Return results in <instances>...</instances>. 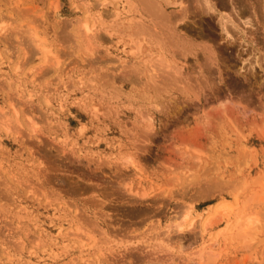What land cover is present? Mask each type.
Segmentation results:
<instances>
[{
	"label": "rangeland",
	"instance_id": "1",
	"mask_svg": "<svg viewBox=\"0 0 264 264\" xmlns=\"http://www.w3.org/2000/svg\"><path fill=\"white\" fill-rule=\"evenodd\" d=\"M158 1L0 0V264H264V0Z\"/></svg>",
	"mask_w": 264,
	"mask_h": 264
},
{
	"label": "bare ground",
	"instance_id": "2",
	"mask_svg": "<svg viewBox=\"0 0 264 264\" xmlns=\"http://www.w3.org/2000/svg\"><path fill=\"white\" fill-rule=\"evenodd\" d=\"M164 1V0H163ZM170 1V0H169ZM173 2L171 3V4H176L177 2V0L175 1V0H172ZM181 2H182V0H181ZM181 2H179V4H180V6L179 7H183V5H181ZM146 3H149V9H150V11H152V12H154L155 14H157V12H161V13H159L158 14V16H157V18H156V21H157V24L159 25V26H161L163 29H164V31H165V29H166V33L171 37V38H174V34H173V28H174V26H172V24L174 23L173 21H176V20H174L173 19V21H172V18H173V16H172V18H171V16H170V14L172 13V12H169L168 13V15H167V13H165L164 14V12L166 11V6H164V4L163 3H161L160 1H158V0H147V2ZM165 3V2H164ZM165 4H170V2H168V0L166 1V3ZM178 4V5H179ZM186 9V8H185ZM184 10V9H183ZM185 11V10H184ZM179 12H181V11H179ZM186 12V11H185ZM148 14H150L149 13V11H148ZM155 14H151V16L152 15H155ZM178 14H180V13H178ZM244 14V13H243ZM174 15H176V14H174ZM184 15H185V13L183 14V17H184ZM179 16V15H178ZM177 16V17H178ZM248 16V15H247ZM154 17V16H153ZM152 19V18H151ZM175 19H176V16H175ZM150 20V19H149ZM153 22V21H152ZM173 22V23H172ZM176 23V22H175ZM174 25V24H173ZM157 26V25H156ZM86 28L87 29H89L90 30V27H88V26H86ZM143 28H145V27H143ZM143 28H142V30H143ZM156 29V28H155ZM169 29V30H168ZM141 30V29H140ZM141 30V31H142ZM146 30H148V32L147 33H150V31H149V29L147 28ZM175 30V29H174ZM177 30V29H176ZM158 31V30H157ZM228 31V30H227ZM159 32V31H158ZM178 32V31H177ZM176 32V33H177ZM155 34H157V36H158V34L159 33H155ZM162 35H165L164 33H162ZM167 35V36H168ZM179 35V34H178ZM177 35V36H178ZM161 36V35H160ZM159 36V38H161ZM167 40H168V38L166 37V35L164 36ZM182 42V41H181ZM167 43H168V41H167ZM181 44V43H180ZM173 45H176V44H173ZM177 46H178V44H177ZM182 46H183V44H182ZM185 46V45H184ZM186 47V46H185ZM184 47V48H185ZM208 58H209V55H208ZM45 61H47V59L45 60ZM232 78V77H231ZM239 87V86H238ZM229 204V203H228ZM220 208H218V209H220L221 210V212H222V210H224V209H226L228 206H227V203H223L221 206H219ZM229 209V208H228ZM227 209V210H228ZM224 213V212H223ZM187 217V215H183V218L185 219ZM249 219V218H248ZM249 221V220H248ZM175 225L177 226H180L179 225V223L178 222H176L175 223Z\"/></svg>",
	"mask_w": 264,
	"mask_h": 264
}]
</instances>
